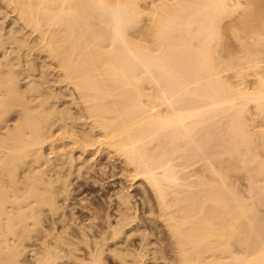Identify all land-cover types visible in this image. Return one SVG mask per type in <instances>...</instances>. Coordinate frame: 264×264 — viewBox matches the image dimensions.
Instances as JSON below:
<instances>
[{"label":"bare ground","instance_id":"1","mask_svg":"<svg viewBox=\"0 0 264 264\" xmlns=\"http://www.w3.org/2000/svg\"><path fill=\"white\" fill-rule=\"evenodd\" d=\"M1 3L68 94L35 79L17 29L0 31V264H155L168 250L166 264H264V159L247 123L264 118V0ZM230 171L247 172V197ZM104 176L122 184L98 196L106 208L70 203Z\"/></svg>","mask_w":264,"mask_h":264},{"label":"rangeland","instance_id":"2","mask_svg":"<svg viewBox=\"0 0 264 264\" xmlns=\"http://www.w3.org/2000/svg\"><path fill=\"white\" fill-rule=\"evenodd\" d=\"M4 8V9H3ZM8 7H6V5L5 4H3V3H1V0H0V24L2 25H0V31H1V33L3 32V34H5V35H7V34H9L8 33V31L9 32H13L12 30L14 29V31H16V29H17V34H18V36H17V34H16V36L18 37V38H23L22 39V41L20 42V43H24L23 44V47H22V51H21V53L23 52V54H24V56H25V58L27 59V61H31V60H33L32 62H34L33 64H35V68L36 67H38V68H36V71L34 72V75H36L37 77L35 78V79H37L39 76L38 75H40V76H43V77H46L48 80H49V83L47 84V87H50L51 89H52V91H55L54 93H60L61 91H63L64 93H67L66 92V90H64L65 88H64V85L63 84H58L57 82H55V80H56V78H57V76H55V75H57V72H56V68H55V62H53L50 58H48V56H47V54L45 55L41 50H39V45H38V42H39V40H35L37 37L34 35V34H32V35H30V32H28L27 31V29H25V28H21V26H22V24L20 23L21 21H19L18 19H16V15H15V13L12 11V9H10V8H8ZM7 12V14H5V13ZM4 13V14H3ZM2 17V18H1ZM7 17H9V18H7ZM8 19V20H7ZM15 19V20H14ZM6 20V21H5ZM15 22H17L16 24H15ZM15 25H17V26H15ZM5 30H4V29ZM21 28V29H20ZM11 29V30H10ZM20 29V30H19ZM4 31H6V33L4 32ZM22 33H21V32ZM28 32V33H27ZM0 33V34H1ZM20 33V34H19ZM3 34H1V35H3ZM26 34V35H25ZM30 36H29V35ZM21 35V36H20ZM22 35H23V37H22ZM25 35V36H24ZM34 35V36H33ZM30 37V38H27V37ZM32 36V37H31ZM27 41H26V40ZM30 39V40H29ZM35 40V41H34ZM27 42V45H26V47H25V43ZM32 42H34V43H32ZM28 44H30V46L28 45ZM34 44H36V45H38V46H36V45H33ZM32 45V46H31ZM27 46H29V47H27ZM232 46V45H231ZM36 47H38V48H36ZM27 48H29V49H26ZM31 49V50H30ZM37 49L39 50V51H37ZM235 50V49H234ZM33 51H35V52H33ZM33 53V55H32V53ZM218 52H222V51H218ZM41 53V54H40ZM46 53V52H45ZM224 53V54H223ZM231 53H233V52H227V53H225L224 51L221 53V54H219L220 56L219 57H223L222 59L223 60H225L224 58H228L229 59V57H224V55L225 54H231ZM236 53V52H235ZM216 54V53H215ZM1 55V54H0ZM41 55V56H40ZM217 55V54H216ZM230 56V55H229ZM30 57V58H29ZM31 57H33V58H31ZM25 59V60H26ZM43 60V61H42ZM49 60V61H48ZM38 63V64H37ZM44 64V66H43V64ZM48 63V67L46 66V64ZM42 68V69H41ZM43 69L45 70V71H43ZM53 70H54V72H53ZM232 71V70H231ZM55 73V74H54ZM229 73H231V72H228V74L227 73H225V74H227L226 76H229V77H227V78H229V79H227V80H232V81H234L235 80V82H236V79L235 78H233V76H232V73L231 74H229ZM247 73H248V76H249V74H250V76L248 77V76H246L247 75ZM42 74V75H41ZM48 74V75H47ZM45 75V76H44ZM243 75H245L244 77H247V78H245V84H244V86H245V88L246 89H248V87H249V89H252V87H254V85H253V82L255 81V79L252 77V73H250V72H246V74H243ZM53 76H54V78H53ZM51 80H50V79ZM54 79V80H53ZM244 79V78H243ZM242 79V80H243ZM53 81V82H52ZM253 81V82H252ZM51 84V85H50ZM57 84V85H56ZM63 86V87H62ZM61 89H60V88ZM59 88V89H58ZM68 94V93H67ZM70 98V99H69ZM63 101H62V100ZM72 101V99H71V97L70 96H67V97H65L64 99L63 98H60V100H58L59 101V105L60 104H62V103H64V105H63V107H69V106H72V105H69V103L71 104V101ZM61 101V102H60ZM251 105L249 104V107H250ZM251 108V107H250ZM252 109H253V107H252ZM249 110V112H248V115L247 116H254L253 114H252V111H253V113H254V109L253 110ZM247 114V113H246ZM250 114V115H249ZM263 116H259V117H257L256 119H254L255 120V122H250V121H248L247 123H248V126H251V123L252 124H254V125H252V126H254V128L251 126V127H248V129L250 130L249 132H251V136H252V144L256 147V149H257V151L256 152H258V153H260L259 154V159L260 158H262V159H260V160H263L264 158L263 157H261V156H264V149L263 148H259V146L261 145V143H262V140H263V138H264V133H262V132H264V127H263V125H264V118H262ZM245 119H246V121H247V119H249V117H246L245 116ZM249 120H251V119H249ZM246 123V124H247ZM250 123V124H249ZM255 127H257V128H255ZM263 127V128H262ZM56 127H54L53 128V130L55 129ZM57 129V128H56ZM55 129V130H56ZM259 129V130H258ZM54 130V131H55ZM209 130H211V128L209 129ZM254 130V131H253ZM256 130V131H255ZM258 130V131H257ZM263 130V131H262ZM261 131V132H260ZM256 134H258V135H256ZM259 139H261L260 141H259ZM212 143V144H211ZM210 143V146L211 147H214L213 146V143H214V145H215V142H211ZM263 144V143H262ZM263 146H264V144H263ZM261 147V146H260ZM259 150V151H258ZM211 153H212V150L210 151ZM210 154V153H209ZM208 158H209V156H207ZM212 157V156H211ZM196 158V157H195ZM197 159V158H196ZM212 158H210V160H211ZM200 160V159H199ZM209 161V160H208ZM105 162V163H104ZM117 162V161H116ZM194 162V161H193ZM200 163H197V161H196V163L195 164H191L192 166H188V167H185L184 169H186V171L187 172H189V174L192 172V174H193V172L195 173L196 171H197V168H198V170L199 171H197V172H200V170H201V166L204 164L203 163V161H199ZM264 162V161H263ZM98 163H103L105 166H106V171H107V174L109 173V174H111L113 171H114V169H115V171L114 172H120L119 170H120V165L119 164H117V163H115V162H113V164L111 163V162H109V161H106V160H99L98 161ZM108 166H107V165ZM109 164H110V166H109ZM198 165H201V166H198ZM116 166H117V168H116ZM111 167V168H110ZM190 168H191V170H193V171H191L190 170ZM193 168V169H192ZM109 169V170H108ZM118 169V170H117ZM117 170V171H116ZM231 172V171H230ZM237 172V171H236ZM229 173V172H228ZM244 173H247V172H240L239 171V173H235L234 171H232L230 174H227V175H229V176H231V177H233V178H230V177H228V179L229 180H227V181H229L230 182V184L229 185H231V184H233V182H234V186L233 185H231V186H233V188L236 190V191H238L241 195H243L244 197H247L248 196V186H249V178H248V174H244ZM238 174V175H237ZM240 176V177H239ZM245 176V177H244ZM106 176H104V178H105ZM107 178V177H106ZM104 179L103 181H97L95 184H96V186H95V184L94 185H91V186H85V188H79V190H78V188H77V186L79 185V182H78V180L76 179H74V181L72 182V184H71V189H75L76 190V188H77V190L75 191V192H72L71 193V197L73 196V199L71 198V201H70V203H75V204H78V202H81L82 200H84L85 198H86V201H91V202H93L94 200H96V201H94L93 203L94 204H99V205H101L102 207H103V205H104V203H105V205L104 206H106V204L108 205V201H103V203L102 202H100V200L98 201L97 200V198H98V196H102V197H107L109 194H111L114 190H115V188L117 189V188H119L120 187V185H122V184H120L119 183V180H120V178H119V176H115V177H113V180L111 181V179L109 180V178H107V179ZM115 178V179H114ZM237 178V179H236ZM248 178V179H247ZM194 179V178H193ZM233 179V180H232ZM111 181V182H110ZM100 182V183H99ZM77 183V184H76ZM114 183V184H113ZM128 183V182H127ZM101 184V185H100ZM102 184H103V186H102ZM113 184V185H112ZM126 184V183H125ZM73 185V186H72ZM110 185V186H109ZM127 185V184H126ZM138 184H136V186H137ZM100 186V187H99ZM102 186V187H101ZM113 186V187H112ZM247 186V187H246ZM79 187V186H78ZM105 188V191L107 190V192L105 193L104 192V188ZM238 187V188H237ZM87 188V189H86ZM101 188V189H100ZM107 188V189H106ZM110 188V189H109ZM100 190V191H99ZM246 190V191H245ZM102 191V192H101ZM93 192V193H92ZM95 192V193H94ZM103 192H104V194H103ZM141 191L140 190H138L137 188L135 189V190H133L132 191V194L133 195H135V196H137V195H139V194H141L140 193ZM247 192V193H246ZM136 193V194H135ZM85 194V195H84ZM90 194V195H89ZM95 194V195H94ZM82 195V196H81ZM247 195V196H246ZM75 196V197H74ZM77 196V197H76ZM86 196V197H85ZM95 196V197H94ZM81 197V198H80ZM93 197V198H92ZM139 197V196H138ZM137 197V198H138ZM263 196H260L259 197V199H261ZM89 198V199H88ZM261 200H263L264 201V199H261ZM260 201V200H259ZM262 202H260V204H261ZM62 204V203H61ZM137 204H138V202H137ZM135 205V206H137L136 208H137V215L140 213V211L138 210V205ZM264 203H262L261 205H259V203H257V208H258V213H260L259 215L261 216V218H263V219H261V220H264V205H263ZM107 207V206H106ZM106 207H103V208H106ZM69 209V208H68ZM70 210V209H69ZM109 212H110V210H109ZM79 213V212H78ZM102 213V212H101ZM104 213V212H103ZM102 213V214H103ZM75 214L77 215V211L75 212ZM79 214H81V213H79ZM78 214V215H79ZM75 216V217H78L79 218V220H82V219H86V215H85V213L83 214H81V215H79V216ZM143 216V217H142ZM82 217V218H81ZM144 218L145 217V215L143 214V215H141V213H140V218ZM141 218V219H142ZM139 221H141V220H139ZM144 220L142 219V223L140 224L141 226H143V227H145V228H151V225L148 223V222H143ZM140 223V222H139ZM262 223L264 224V221H262ZM142 232H143V229H142ZM140 233L141 232H139V235H140ZM149 233V231H145V232H143V234H145L147 237H149V238H151L150 236V233ZM150 235V236H149ZM167 250V249H166ZM167 252V255L165 256V257H167L168 258V260H169V258L170 257H173V255L171 254V252L168 250V251H166ZM24 256H26V257H23V258H21L22 260V263L23 264H36V261H35V256L34 255H32L31 253H29V252H26V254L24 255ZM168 260H164V259H162V260H158L157 261V263L155 262V264H166V263H170V260L168 261ZM26 261V262H25ZM31 261V262H30ZM25 262V263H24ZM28 262H30V263H28ZM33 262V263H32ZM158 262H160V263H158Z\"/></svg>","mask_w":264,"mask_h":264}]
</instances>
